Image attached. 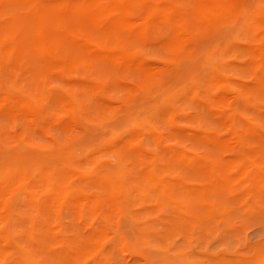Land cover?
Returning a JSON list of instances; mask_svg holds the SVG:
<instances>
[{
  "label": "bare ground",
  "instance_id": "bare-ground-1",
  "mask_svg": "<svg viewBox=\"0 0 264 264\" xmlns=\"http://www.w3.org/2000/svg\"><path fill=\"white\" fill-rule=\"evenodd\" d=\"M4 1L0 0V6ZM193 1L194 6L190 7L179 0H25L27 18L31 20L29 26L20 25L0 12V70L3 63L10 64L17 54L34 49L60 71L66 81L70 71L91 60L138 66L151 72L159 63L150 64L125 50L119 45V38L114 45L96 44L82 27L94 23L114 30L117 37L126 30L151 41L149 24L158 23L171 34L167 46L171 59L163 63V68L178 74L175 81L164 82L163 75L150 73L147 82L140 86V90L151 97L147 102L135 104L128 99L115 102L106 98L110 106L119 103L125 110L126 121L112 126L111 134L100 141L95 139V143L54 146L33 154L30 151L37 147L26 136L16 135L13 145L0 132V147L15 151L0 160V264H51L53 258L73 264L84 261L98 264L99 256L115 240L124 250H137L129 239L108 227L87 232L85 244L78 245L62 216L66 207L76 208L83 217L85 208L90 205L99 216L101 207L110 206L120 222L122 218H130L142 237L164 240L168 207L177 206L171 197L173 181L168 175L169 156L181 162L180 167L207 179L196 184L179 181L195 197V204L177 206L185 222L198 221L197 209L214 226L227 223L235 205L249 211L264 209V127L245 116V112L250 111L264 115V103L252 96L264 94V75L257 82L246 83L235 81L227 74L239 65L236 59L239 51L253 55L250 67L254 70L264 66V0ZM227 24L235 26L233 31L229 26L232 32L214 40L203 51L192 47L202 30H218ZM243 38L251 41L244 43ZM75 50L81 53L71 56V51ZM201 65L206 69L204 73ZM83 85L98 95H107L106 82L88 80ZM210 85L227 91L216 105L224 107V101L232 97L243 104V109L228 113L217 109L216 105L211 106L232 129L230 135L183 129L178 124L180 119L188 118L187 103L203 105L202 95L211 89ZM41 98L59 101L63 113L72 119V125L77 122L76 114L84 111L83 99L76 92L58 95L50 91ZM35 99L12 92L0 94V110L12 101L19 105L21 115L32 120L39 116ZM165 126L186 140L238 153V156L233 157L230 164L207 160L203 154L174 143ZM146 137L155 142L156 148L143 145ZM111 158L115 159L112 167L107 164ZM245 176H249L246 181ZM23 206L29 209V214ZM49 209L57 211L55 222L47 215ZM223 262L264 264V249ZM146 264L169 263L162 257L148 259Z\"/></svg>",
  "mask_w": 264,
  "mask_h": 264
},
{
  "label": "rangeland",
  "instance_id": "rangeland-1",
  "mask_svg": "<svg viewBox=\"0 0 264 264\" xmlns=\"http://www.w3.org/2000/svg\"><path fill=\"white\" fill-rule=\"evenodd\" d=\"M179 1L186 6H194L193 0ZM25 6V0H5L2 6H0V12L20 25L29 26L31 20L27 18V8ZM229 26L233 31L232 28L235 27L233 24L223 25L218 30H202L199 32L198 38L193 43L192 47L203 51L214 40L232 32L231 30L229 31ZM82 28H84L89 38L96 44L114 45L117 38H119V45L122 48L129 52L136 53L138 56L146 59L150 64L156 65L159 63L157 64L158 66L156 65L158 68L155 66L154 70L149 72L148 69L143 67L113 65L99 60H91L79 66L78 69L75 67L70 71L67 74L68 80L66 81L65 78L62 79L63 76L60 71L53 68V65L46 60H43V57H40L41 54L38 51L27 49L23 55L17 54L10 64L3 63L1 65L0 94L3 95L4 93L12 92L18 95L35 97V105L39 111V116L31 120L21 115L19 105L12 101L0 110V132L3 133L4 137L13 145L16 135L26 136L32 141L35 147H37L30 151L35 154L37 152L49 150L54 146L65 147L68 145H85L92 143L91 141L95 143V139L97 138L98 141H100L111 134L112 126L122 124L126 121L125 110L118 105L119 103L115 106H110L105 102L106 98H111L115 102L128 99L135 104H140L151 99L148 93L140 90V86L147 82L150 73L154 72L163 75L162 80H164V82H173L177 79L176 77L178 74L175 71L166 70L167 67L163 68L164 64L169 63L171 59L170 51L167 49L171 34L167 33L158 23L149 24V30L153 37L152 39L149 35L152 39L151 41H146L140 35L131 34L126 30H122L117 37V35H114V30H106L102 28V26H98L94 23H86ZM157 34L158 36H156ZM250 41V38H243L244 43ZM71 53L72 56L78 55L81 52L75 50L71 51ZM158 53L163 56L160 54V56H158ZM236 59L239 65L227 72L235 81L246 83L257 82L262 75H264V66L258 70H254L250 67L251 62L254 60L251 53L239 51L236 55ZM200 69L203 73L206 71L203 65H201ZM58 74H60V76ZM130 76H133L132 80ZM88 80L108 83L107 95L103 97L100 94L94 93L91 89L86 88L83 82ZM210 87L211 89L208 88L202 95L205 104L187 103L185 106V113L188 118L180 119L178 124L183 129H204L205 131L218 135H230L232 129L227 127L226 120L216 115L211 109L212 105H216L215 102L218 98L225 96L227 91L217 90L213 85H210ZM50 91L58 95H68L69 93L75 92L80 94L83 99L84 111L76 114V127L72 125V119L69 115L67 116L64 114L65 112L63 113L59 101L53 98H41L42 94ZM252 96L264 103V94H252ZM224 102H226L224 107L220 105H216V107L217 109L223 110L225 113L232 110L243 109L242 102L234 97ZM245 116L264 127V115H259L257 112L250 111L245 112ZM218 124H220L221 127H219ZM77 127H79V129ZM164 129L171 138H174V143L178 142L181 146H185L190 150L203 154L207 160L230 164L231 159L238 156V153L228 152L221 148H217L219 150L217 151V149L212 146L196 144L186 140V137H183L180 133L171 130L167 126H165ZM83 138H85V140L91 139L87 143ZM143 145L150 149L156 148L155 142L148 137L143 139ZM208 147L213 148V151ZM12 152L15 151L8 147H0V160L12 156ZM177 162L178 161L173 157H168V175L169 179L173 181L171 197L174 202L177 203V206L180 203H185L186 205L195 204V197L187 192L179 181L185 180V182L196 184L201 180V182H206L207 179L205 177L203 178V175L197 172L188 171L183 166V168L180 167L181 162ZM107 164L110 167H112V165L114 166L115 159H109ZM183 169L185 170L184 173L182 172ZM174 170L176 173L173 172ZM247 179H249V176L243 178L244 181ZM177 206L171 204L168 207V225L164 229L166 237L164 240L160 241L154 238L142 237L130 218H122L120 222L117 213L110 206L101 207V215L99 216L90 205L85 208L83 217L79 216V211L76 208L66 207L62 210V216L70 230V234L74 236L78 245L85 244L87 232L102 231L107 227L112 229L115 233H120V235L129 239L130 242L136 245V251H128L126 249L124 250L123 245L119 241H112L105 249V253L99 256L98 264H146V260L148 259L162 257L166 258L169 264H233L231 262H221L223 260L235 261L239 256L252 254L264 249V209L260 208L249 211L240 205H235L229 216L228 222L220 223L219 225L215 224L214 226V223L207 219L203 213H199V209H197L198 212L195 211L197 213L195 218L198 220L196 223L192 221L185 222L182 216H180L179 207ZM23 208L25 212L29 214V209L24 206ZM171 211L178 213V215L174 213L169 214ZM47 215L52 221H56L57 211L49 209ZM176 217L180 220H177ZM170 219H172V222ZM198 226L199 229H197ZM201 226L206 227L202 228ZM159 229L163 230L161 227H159ZM185 230L188 231L185 232ZM213 230L217 231V235L215 234L216 231ZM202 235L204 237L203 239L201 237ZM185 236L186 238H184ZM225 243L228 246H226ZM85 263L94 264L87 261L81 262L80 264ZM51 264L73 263L53 258Z\"/></svg>",
  "mask_w": 264,
  "mask_h": 264
}]
</instances>
